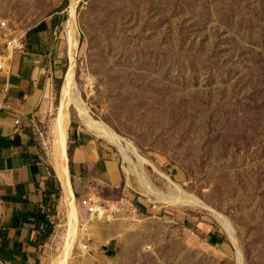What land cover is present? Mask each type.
<instances>
[{
    "label": "rangeland",
    "instance_id": "374dc122",
    "mask_svg": "<svg viewBox=\"0 0 264 264\" xmlns=\"http://www.w3.org/2000/svg\"><path fill=\"white\" fill-rule=\"evenodd\" d=\"M63 1L0 0V54L19 35L23 51L34 48L47 66L33 119L38 155L54 165L71 62L74 96L133 146L125 157L68 105L67 132L77 127L107 147L121 178L108 186L83 177L84 190L72 186L79 222L67 264L96 250L112 264H264V0H68L57 19ZM49 17L46 32L33 29ZM66 143L68 153V135ZM138 172L156 192L175 194L176 183L203 205L158 200ZM89 194L117 203L119 216L90 219ZM64 197L36 207L54 224L43 264H55L69 237Z\"/></svg>",
    "mask_w": 264,
    "mask_h": 264
},
{
    "label": "crops",
    "instance_id": "0c3cea01",
    "mask_svg": "<svg viewBox=\"0 0 264 264\" xmlns=\"http://www.w3.org/2000/svg\"><path fill=\"white\" fill-rule=\"evenodd\" d=\"M70 11L72 16V8ZM51 19L47 18L33 29L46 32ZM42 62L41 54L31 48L13 54L6 69L0 71V264L44 263L51 236L42 243L39 228L43 229V222H50L53 228L54 224L42 217L44 211L39 212L36 207L45 209L47 204H55L57 183L53 177L65 196L56 162L53 166L46 163L35 145L33 119L38 115L36 108L40 106L47 67ZM69 130L68 150L72 146V153H67V166L71 187L84 190L86 184L79 185L81 180L85 182L83 177L108 186L116 185L121 178L120 166L107 147H102L98 140L77 127L70 138ZM111 238L109 248L116 250L118 237ZM70 264L112 262L104 252L96 250L73 254Z\"/></svg>",
    "mask_w": 264,
    "mask_h": 264
},
{
    "label": "bare ground",
    "instance_id": "6f19581e",
    "mask_svg": "<svg viewBox=\"0 0 264 264\" xmlns=\"http://www.w3.org/2000/svg\"><path fill=\"white\" fill-rule=\"evenodd\" d=\"M75 2H77V0H75ZM74 27L72 26V23L69 21V26H68V30H67V42H68V49H69V55L71 60H73V48H75L77 46V41L74 37L73 34V29ZM73 64L71 62V65L67 71V76L65 78L64 84H63V88H62V97L60 100V104H59V110L57 111V117H56V121H55V125H54V148H55V164L59 173V176L63 179L64 182V187H65V199L67 204L69 205V237L67 240V243L65 245V249L63 251V253L61 254V256H59V258L56 260L55 264H67L68 260V256L70 254V250L72 247V243L74 241V235H75V229L78 226V210L76 208V202L75 199L73 198V194H72V187H71V183L69 181V171H68V166H67V143H66V139H67V127H68V110L67 107L70 104L71 101H74V103L77 105L78 109L82 112L83 117H84V123L86 124V126L91 129L92 131H94L96 134H98L99 136H102L104 138H106L107 140H109L111 143H113L114 145H116L117 147H119V149L121 150V152L124 154V156L126 157V152H133V146L131 145V143L124 141V139L118 135L117 133H115L114 131H112L111 129H109L107 126L105 125H101L98 124L97 122H95V120L89 115L88 111L86 110V108L83 106V103L78 99V97L74 96V84H73ZM140 163H143V160L141 158H139ZM142 171V170H141ZM143 172V171H142ZM141 173V172H140ZM140 180L142 182V184L144 185V188L148 189V190H152V193L156 196V198L158 200H162V201H166V202H170V203H176V202H180V203H187V202H191L198 205H203L200 200H198L197 198H195L194 196L186 193V192H182L181 189L179 188V185L174 183L173 185L176 187L177 192L175 194H161L156 192L155 190H153L149 183H147L144 180V177L140 174ZM220 219L222 221L223 226L225 227V230L228 232L229 236L233 235V229L231 227L230 222L228 221V219L226 217H224L223 215H220ZM66 242V241H65Z\"/></svg>",
    "mask_w": 264,
    "mask_h": 264
},
{
    "label": "built area",
    "instance_id": "2783aa9c",
    "mask_svg": "<svg viewBox=\"0 0 264 264\" xmlns=\"http://www.w3.org/2000/svg\"><path fill=\"white\" fill-rule=\"evenodd\" d=\"M24 39L15 35L5 41V53L0 54V71L6 69L13 54L20 52L24 49ZM19 122V120H17ZM85 207L87 208L90 219H103L105 221H111L117 218L121 212V207L115 202L104 203L101 198L96 195H88L83 200ZM83 248H87L86 244L82 245Z\"/></svg>",
    "mask_w": 264,
    "mask_h": 264
},
{
    "label": "trees",
    "instance_id": "16d2710c",
    "mask_svg": "<svg viewBox=\"0 0 264 264\" xmlns=\"http://www.w3.org/2000/svg\"><path fill=\"white\" fill-rule=\"evenodd\" d=\"M67 5H68V0H64L63 3L55 9L54 13L56 14L55 16L57 17V19L60 18V17H59V13L62 12L63 10H65V7H66ZM62 18H64V16H63ZM59 20H60V19H59ZM59 20H58V21H59ZM57 28H58L57 23H54V24L52 25V29L55 31V30H57ZM71 125H72V123H71ZM74 129H75V128H74ZM74 133H75V132L73 131V126H71V130H70V138L73 136ZM76 144H78V143H76ZM71 147H72V146H70V149L68 150V154H69V155H71V153H72V151H71ZM70 165H71V172H72V174H73L72 164L70 163ZM51 172H52V174H53V176H54L55 173H54V171H53L52 169H51ZM53 179H54V181L57 183L56 194L61 195V189H60V185H59V183H58V180L56 179V177H55V178L53 177ZM43 226H44L43 229H40V228H39V231H40V237H39V240H40L42 243L45 242V241H47V240L49 239V237L51 236L52 231H53V225H52L50 222H43Z\"/></svg>",
    "mask_w": 264,
    "mask_h": 264
},
{
    "label": "water",
    "instance_id": "95a60500",
    "mask_svg": "<svg viewBox=\"0 0 264 264\" xmlns=\"http://www.w3.org/2000/svg\"><path fill=\"white\" fill-rule=\"evenodd\" d=\"M67 160H68V156H67Z\"/></svg>",
    "mask_w": 264,
    "mask_h": 264
}]
</instances>
